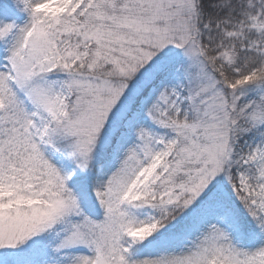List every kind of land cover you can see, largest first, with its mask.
I'll return each instance as SVG.
<instances>
[{
	"label": "snow or ice",
	"instance_id": "6c2138e0",
	"mask_svg": "<svg viewBox=\"0 0 264 264\" xmlns=\"http://www.w3.org/2000/svg\"><path fill=\"white\" fill-rule=\"evenodd\" d=\"M0 264H264V0H0Z\"/></svg>",
	"mask_w": 264,
	"mask_h": 264
}]
</instances>
